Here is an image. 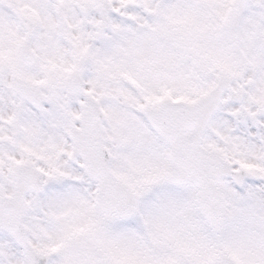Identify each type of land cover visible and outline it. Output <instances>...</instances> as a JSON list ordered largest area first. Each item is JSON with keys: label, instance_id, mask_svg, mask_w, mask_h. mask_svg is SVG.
<instances>
[{"label": "snow or ice", "instance_id": "snow-or-ice-1", "mask_svg": "<svg viewBox=\"0 0 264 264\" xmlns=\"http://www.w3.org/2000/svg\"><path fill=\"white\" fill-rule=\"evenodd\" d=\"M0 264H264V0H0Z\"/></svg>", "mask_w": 264, "mask_h": 264}]
</instances>
